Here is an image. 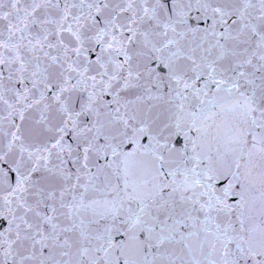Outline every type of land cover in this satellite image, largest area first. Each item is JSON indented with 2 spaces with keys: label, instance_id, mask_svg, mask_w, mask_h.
<instances>
[{
  "label": "snow or ice",
  "instance_id": "6c2138e0",
  "mask_svg": "<svg viewBox=\"0 0 264 264\" xmlns=\"http://www.w3.org/2000/svg\"><path fill=\"white\" fill-rule=\"evenodd\" d=\"M0 264H264V0H0Z\"/></svg>",
  "mask_w": 264,
  "mask_h": 264
}]
</instances>
